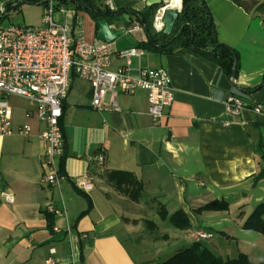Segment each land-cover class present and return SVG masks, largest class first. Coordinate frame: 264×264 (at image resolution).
Wrapping results in <instances>:
<instances>
[{"label":"crops","instance_id":"0c3cea01","mask_svg":"<svg viewBox=\"0 0 264 264\" xmlns=\"http://www.w3.org/2000/svg\"><path fill=\"white\" fill-rule=\"evenodd\" d=\"M12 1L0 0V5ZM98 2L113 11L147 9L145 0ZM204 2L218 41L238 53L237 80L184 49L167 56L143 51L139 58L132 57V76L139 68H162L174 90L172 105L154 126L147 115L144 91L118 96L119 111H95L90 107V84L70 75L60 119L63 153L57 163L65 180L59 188L42 182L45 143L39 136L44 124L25 100L8 99L12 134L3 135L0 123V191L10 193L13 203L0 196V264H47L48 260L55 264H149L145 255L149 247L156 255L170 245L189 247L196 241L191 237L196 230L211 234L203 245L223 259L239 254L252 263L264 259V238L241 227L264 206V158L256 150L258 140L264 144V83L251 94L240 95L234 87L251 90L262 83L264 8L252 17L230 0ZM29 7L40 10L34 22L39 26L44 8L22 4L17 10L24 8L28 13ZM59 7L77 12L75 19L86 42L97 40L95 24L86 12L71 4ZM80 11L83 19L78 17ZM135 23L126 26L118 19L109 25L115 31L124 29L112 43V71L125 65L120 52L146 41L143 29L129 32ZM231 94L240 96L245 105L237 117L225 107ZM109 102L108 94L104 104ZM254 106H260L261 112L255 113ZM25 126L30 128L27 137L18 133ZM100 154L102 165L96 161ZM113 171L130 173L141 183L137 202L118 194L106 180V174ZM79 178H85L91 188L78 189ZM214 202H225L228 209H204ZM48 206L65 214L49 213ZM159 211H165L167 218L181 211L188 227L174 228ZM66 228L70 235L65 234ZM83 234L85 239L73 240Z\"/></svg>","mask_w":264,"mask_h":264},{"label":"built area","instance_id":"2783aa9c","mask_svg":"<svg viewBox=\"0 0 264 264\" xmlns=\"http://www.w3.org/2000/svg\"><path fill=\"white\" fill-rule=\"evenodd\" d=\"M181 11V0L175 7L171 0H162L153 14L152 28L159 33L163 30L162 17L169 9ZM111 11H113L111 9ZM4 12L0 5V13ZM75 11L58 6L55 0H47L41 16V24L32 26L0 25V123L3 135L12 134V109L8 99L19 97L33 107L35 118L44 124L40 139L45 143L43 154L44 175L42 182L50 187L59 188L65 176L58 169V158L63 153V134L60 124L62 105L68 91L70 75L87 81L91 87L90 107L95 111L105 109L119 111L117 97L132 96L144 91L147 98V115L157 126L164 118V112L174 101V90L166 70H136L132 76V57H140L143 50L132 48L119 53L125 65L112 71L111 57L114 54L112 43L96 40L88 43L82 36L80 23L75 19ZM61 17L62 20L58 18ZM142 27L135 23L129 32H140ZM109 104H104L106 95ZM227 112L237 117L245 105L237 95L231 94L225 102ZM255 113L261 112L254 106ZM27 137L30 128L18 130ZM98 164L104 162L103 155L96 158ZM76 187L87 191L91 185L85 178L76 181ZM0 196L8 204L13 203L12 195L0 191ZM48 212L62 216L65 211L48 206ZM55 231H58L55 229ZM70 235V229H65ZM191 237L196 241L208 240L211 234L201 230L193 231ZM86 235L73 238L75 242L85 239ZM47 264H55L48 260Z\"/></svg>","mask_w":264,"mask_h":264},{"label":"trees","instance_id":"16d2710c","mask_svg":"<svg viewBox=\"0 0 264 264\" xmlns=\"http://www.w3.org/2000/svg\"><path fill=\"white\" fill-rule=\"evenodd\" d=\"M55 1L58 6L71 4L75 10L86 12L94 22L96 32L98 31L97 22L105 21L108 25H111L118 19L123 20L121 14L126 12L125 10L111 11L103 7L98 0ZM230 1L252 17H255V14L261 12L264 8V0ZM22 4L44 8L47 0H15L8 2L3 5L4 12L0 13V23L11 11L18 9ZM81 4H83V7ZM155 9L156 7L135 12L133 13L134 17L130 16L128 22L123 20L126 26H130L135 21L142 29L143 27L146 29V41L139 42L136 48L158 56L173 55L177 50L184 49L218 66L224 75L232 81L237 80L240 70L238 53L234 48L218 41L216 26L204 0H181V11L170 35H164L163 32L157 33L153 30L152 21ZM263 83L264 75L262 83L251 90L241 89L236 85L234 87L240 95L251 94L261 87ZM240 99L242 98L240 97ZM256 150L263 159L264 144L261 140L257 141ZM60 173L62 174L61 170ZM106 180L111 183L118 194L132 202H137L142 196L141 183L130 173L122 171L109 172L106 174ZM90 205L88 201V208H90ZM204 209L226 211L228 206L225 202H214L207 205ZM263 210L264 206H260L252 212L242 223V229L257 232L264 238V220L261 218ZM158 214L176 229H186L188 227L187 219L181 211L175 212L169 218H167L165 211H159ZM46 219L49 227H51V217L47 216ZM148 225L153 226V223L148 222ZM157 264H264V259L252 263L244 254H239L234 259H223L214 255L201 241H194L189 247L178 250L169 259Z\"/></svg>","mask_w":264,"mask_h":264},{"label":"rangeland","instance_id":"374dc122","mask_svg":"<svg viewBox=\"0 0 264 264\" xmlns=\"http://www.w3.org/2000/svg\"><path fill=\"white\" fill-rule=\"evenodd\" d=\"M26 8V7H24ZM24 8L18 11L17 9L14 11H11L8 16L0 23L1 26H6L9 24L15 25V26H38L36 23H34L39 17H40V10L38 8H30V11L28 13L24 12ZM77 13V12H75ZM82 15V19L84 18L83 12H78V17ZM17 100V99H16ZM19 101V100H17ZM153 221H159L156 218L152 219ZM168 223V222H167ZM172 229V228H171ZM172 231V230H170ZM157 235V233L155 234ZM172 235V233H170ZM204 245H207V241L203 240L201 242ZM181 246H175L170 245L169 247H165V249L160 253V255H156L154 252V249L152 247H149L148 250L145 251V255L149 261H151L149 264H157L166 261L170 257H172L178 250H180ZM160 257V258H159ZM233 257V256H232Z\"/></svg>","mask_w":264,"mask_h":264},{"label":"water","instance_id":"95a60500","mask_svg":"<svg viewBox=\"0 0 264 264\" xmlns=\"http://www.w3.org/2000/svg\"><path fill=\"white\" fill-rule=\"evenodd\" d=\"M162 0H145V7L148 9L157 7L161 4ZM83 7V4H81ZM133 14L132 11H126L125 13L121 14V17L124 21L128 22L130 16ZM179 11L176 9L169 8L167 9L162 17L163 27V34L170 35L173 31L174 25L177 22ZM98 31L96 32L95 36L97 40L106 42V43H113L119 36L124 34V29H120L115 31L111 29L107 22L99 21L96 24ZM144 32L146 29L143 27Z\"/></svg>","mask_w":264,"mask_h":264},{"label":"bare ground","instance_id":"6f19581e","mask_svg":"<svg viewBox=\"0 0 264 264\" xmlns=\"http://www.w3.org/2000/svg\"><path fill=\"white\" fill-rule=\"evenodd\" d=\"M179 4V0H171V6L175 7Z\"/></svg>","mask_w":264,"mask_h":264}]
</instances>
